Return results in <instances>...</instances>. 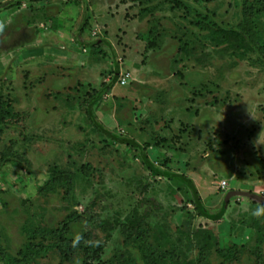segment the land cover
Here are the masks:
<instances>
[{
    "label": "rangeland",
    "instance_id": "374dc122",
    "mask_svg": "<svg viewBox=\"0 0 264 264\" xmlns=\"http://www.w3.org/2000/svg\"><path fill=\"white\" fill-rule=\"evenodd\" d=\"M212 24L257 45L240 59ZM0 100L21 117L1 127L0 156L28 169L0 168V264L70 212L113 227L88 264H142L121 233L135 213L150 245L161 234L185 264L198 262V229L237 248L209 264H264V0H19L0 8ZM53 165L73 174L68 202L38 192Z\"/></svg>",
    "mask_w": 264,
    "mask_h": 264
},
{
    "label": "trees",
    "instance_id": "16d2710c",
    "mask_svg": "<svg viewBox=\"0 0 264 264\" xmlns=\"http://www.w3.org/2000/svg\"><path fill=\"white\" fill-rule=\"evenodd\" d=\"M19 0H8L0 4L1 9H7L12 5L18 4ZM36 1H51V0H36ZM15 3V4H14ZM212 38L215 44L223 45L228 44L232 37H235L240 45L236 46V51L240 52L242 49L253 51L256 43H252V47L247 45L249 43L248 37L243 39L239 32L231 28L230 30H222L216 25ZM246 26V25H245ZM244 26H241L243 30ZM209 39V38H208ZM246 52L243 50L237 57L242 59ZM193 61L200 63V58L193 55ZM226 103L225 101L222 102ZM236 103V102H235ZM230 103H227V105ZM21 117L16 113L12 107V102H3L0 100V133L4 130L6 125L11 124L19 120ZM2 125V126H1ZM28 138H23V142H28ZM127 146L138 148L139 145L135 142H121ZM143 156L145 163L149 164L147 157ZM16 165L23 171H28L27 166L22 162V158L16 154L3 153L0 156V168L4 165ZM73 174L60 168L56 165L49 167L48 179L42 187L38 189V192L43 195H59L64 201H69L72 197V186H73ZM196 209L199 214L202 212L199 201H197ZM143 217L135 213L130 218H127L125 224L121 226V233L124 237V243L128 247L135 248L140 254L142 264H185L184 252L180 249H176L173 245L167 252L160 251L162 247L160 243H163L165 239L161 234L158 235L157 248H153L149 239L145 236L146 231L144 230ZM72 223H85L95 225L101 233L105 234V237L101 238L93 230L87 233H81L76 239L70 237L69 225ZM113 227L106 221L94 222L89 217L79 215L77 212H70L59 224L58 227L43 226L36 230L28 231V239L23 249L18 252V258L8 257L2 258L6 260L7 264H31L38 258L55 256L58 258L59 264H88L92 259L99 256L101 253L107 238H109L110 232ZM177 233H181L177 230ZM187 242L189 243L192 250L198 253L197 264H209V256L214 252L219 258L225 263H231L235 258L236 246H232L228 249L220 248L219 242L216 236L210 230H196L190 236L187 235ZM180 240L178 244L182 246ZM125 264H130L126 261Z\"/></svg>",
    "mask_w": 264,
    "mask_h": 264
},
{
    "label": "built area",
    "instance_id": "2783aa9c",
    "mask_svg": "<svg viewBox=\"0 0 264 264\" xmlns=\"http://www.w3.org/2000/svg\"><path fill=\"white\" fill-rule=\"evenodd\" d=\"M129 79H130V75L128 73L121 74L118 77V83L119 85L124 86L128 83Z\"/></svg>",
    "mask_w": 264,
    "mask_h": 264
},
{
    "label": "clouds",
    "instance_id": "9594fccd",
    "mask_svg": "<svg viewBox=\"0 0 264 264\" xmlns=\"http://www.w3.org/2000/svg\"><path fill=\"white\" fill-rule=\"evenodd\" d=\"M253 215L259 217V216L261 215L260 210H256V211H254V212H253Z\"/></svg>",
    "mask_w": 264,
    "mask_h": 264
},
{
    "label": "crops",
    "instance_id": "0c3cea01",
    "mask_svg": "<svg viewBox=\"0 0 264 264\" xmlns=\"http://www.w3.org/2000/svg\"><path fill=\"white\" fill-rule=\"evenodd\" d=\"M5 1H8V0H5Z\"/></svg>",
    "mask_w": 264,
    "mask_h": 264
}]
</instances>
